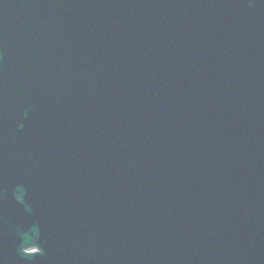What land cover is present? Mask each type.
I'll return each mask as SVG.
<instances>
[{
    "label": "water",
    "instance_id": "95a60500",
    "mask_svg": "<svg viewBox=\"0 0 264 264\" xmlns=\"http://www.w3.org/2000/svg\"><path fill=\"white\" fill-rule=\"evenodd\" d=\"M0 264H264V0H0Z\"/></svg>",
    "mask_w": 264,
    "mask_h": 264
}]
</instances>
